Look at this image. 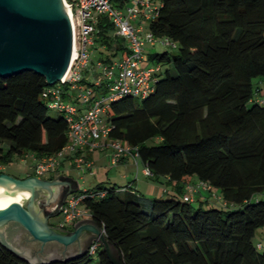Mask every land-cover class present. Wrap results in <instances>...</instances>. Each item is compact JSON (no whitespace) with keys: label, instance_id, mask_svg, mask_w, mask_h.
<instances>
[{"label":"trees","instance_id":"16d2710c","mask_svg":"<svg viewBox=\"0 0 264 264\" xmlns=\"http://www.w3.org/2000/svg\"><path fill=\"white\" fill-rule=\"evenodd\" d=\"M112 1L123 7L129 0ZM97 28L86 87L103 73L98 62L127 52L109 17L100 16ZM149 32L177 50L149 55L158 69L144 96L110 100L108 137L137 152L147 177L165 178L172 189L151 197L130 183L105 181L75 193L121 264H264L254 241L264 227V98L253 83L264 78V0H160ZM109 81L102 77L95 90L105 93ZM59 84L34 71L0 77V165L65 148L69 123L49 93ZM62 88L70 99L73 92ZM191 177V186L209 185L211 200L185 199ZM0 264L32 263L0 244ZM48 264L113 263L98 243L93 252Z\"/></svg>","mask_w":264,"mask_h":264},{"label":"built area","instance_id":"2783aa9c","mask_svg":"<svg viewBox=\"0 0 264 264\" xmlns=\"http://www.w3.org/2000/svg\"><path fill=\"white\" fill-rule=\"evenodd\" d=\"M63 2L73 29L72 57L60 84L52 87L49 93L53 96L51 106L58 107L66 115L69 123V142L58 154L36 160L35 174L37 176H44L56 171L65 150L71 151L74 164L80 171L85 172L90 168L92 163L81 150L93 151L103 146L104 139H109L111 128L101 114L109 110L110 100L123 93L131 94L134 97L144 96L151 87L153 72L158 69L157 66L144 65L148 61L144 51L145 43L154 44L156 38L150 32L146 38H143L142 26L133 21L143 7L150 8L151 0H133V3L128 5L125 10L116 6L112 0H63ZM153 13L154 10L146 16L150 19ZM102 15L110 18L116 34L124 38L127 52L112 63L98 62V66L103 70L102 75L95 79L93 89L86 86L84 88L82 79L86 78V72L91 70V47L95 43L98 21ZM162 43L175 46L167 39L162 40ZM102 77H107L110 80L105 93L95 90L96 86L100 85ZM63 85H67L71 93L77 92L78 101L72 99L73 93L68 100L62 96ZM109 147L112 151L110 156L112 162L129 153L134 154L136 158L138 157L137 152H132L129 146L120 141L109 139ZM143 172L146 176L151 175L150 170L146 167H144ZM198 187L208 189L209 185L201 182L199 186H188L189 194L185 196V199L192 200V194ZM82 199L83 196L80 194H69L62 207L64 222L74 221L83 214L90 215L88 209L82 208ZM97 244L98 242L91 244L90 250L92 252Z\"/></svg>","mask_w":264,"mask_h":264},{"label":"water","instance_id":"95a60500","mask_svg":"<svg viewBox=\"0 0 264 264\" xmlns=\"http://www.w3.org/2000/svg\"><path fill=\"white\" fill-rule=\"evenodd\" d=\"M73 50V29L63 0H0V77L23 71H34L44 76L49 84L62 79L70 65ZM14 183L13 185H8ZM53 180L36 176L17 178L0 173V188L11 189L13 201L0 208V229L15 222L29 232L32 239L40 242V250L51 241L64 246L79 241L84 228L94 231L98 237L90 239L84 248L77 247L63 254L35 257L26 250H19L8 242L0 230V244L20 258L32 264H48L79 254H85L93 242L103 244L113 264H121L115 246L106 238L104 229L93 219L91 223L75 225L73 231L65 234L53 233L48 217L41 218L35 208L36 187L46 188ZM78 190H71L68 194ZM30 193V195H29ZM64 202L61 203L63 206ZM60 213L57 212L58 215ZM81 246V245H80Z\"/></svg>","mask_w":264,"mask_h":264},{"label":"crops","instance_id":"0c3cea01","mask_svg":"<svg viewBox=\"0 0 264 264\" xmlns=\"http://www.w3.org/2000/svg\"><path fill=\"white\" fill-rule=\"evenodd\" d=\"M131 4H132V2H130V0H129L124 4L123 7H120V8L125 10V8ZM159 4H160V0H151L150 8L143 7L141 9L140 13L138 14L137 18H135L133 20L135 24L142 26V33L141 34L143 37H146L147 36L146 33H149V29L145 33V25H144V23H149V18L147 16L150 15V13H152V10H154L156 8V6H158ZM154 44L149 43V42L145 43L144 51H145V54L147 55V58H149V55L154 52L153 50L150 51V49H148V47L154 46ZM147 62H149V59ZM92 77H89V79L93 80ZM102 144H103L102 147H99L93 151H87L86 149L81 150V152L86 156V158L89 159L92 163L91 168L85 172L80 171L75 166L74 160H73V155H72L71 151L65 150L63 155L60 158V164H59V167L57 168L56 171L50 172L44 176H36L35 175L36 177H38L40 179H46V180H53L54 181V183H52L51 185H47L46 188H43L46 196H45V199L44 200L42 199V201L38 204L40 206V208L42 209V210H40L41 218L46 219L48 217V224L53 226L52 227L53 233L65 234L66 232L63 231V229L66 231H73L75 229V225L80 226V225L85 224V223L92 224L90 221L91 217L88 214H83L80 217H78L77 219H75L74 221L67 222V223L64 222V218L62 215V207L64 206L65 201H66L67 197L69 196V194L66 197H65V195L71 190L81 189L80 181L69 173V170H67L68 167L71 168L70 172H73L74 170L81 172L80 178H83V182H85V184H88L87 186H84L85 188H92L95 185H97L99 182L110 181V182H115L119 185H126V184L130 183L135 187L144 188L145 191L148 190L146 193H150L149 191H153V190L155 192L157 189H159L158 185L150 184L149 182H147L146 180L143 179V178L147 177L143 172V169L145 166L143 165V163L140 160L136 159L134 154L129 153L127 155L118 157L115 162H112L110 160V156H111L112 151L110 150V147H109V139L108 140L104 139ZM26 156L27 157H30V156L33 157L31 154H28ZM63 158H66V160L68 159L67 162H65L63 160ZM34 160L36 162L35 158H34ZM68 163H69V165H68ZM3 167H4V165H0V170H2ZM140 172H141V175L139 177ZM87 174H89L91 176V179H89V181L86 178ZM52 175H53V178H49ZM147 179H150V178L147 177ZM160 180H163V182L165 184H167L165 178H161ZM196 182H197V179L195 177H191L187 181V184L190 185V184H194ZM120 183H122V184H120ZM187 184L184 186L185 194L187 192ZM167 185L170 186L169 184H167ZM166 189L170 190L169 188H166ZM166 189L164 188V192L162 194H159V195L156 194L155 196L163 195L165 193ZM146 195H148V194H146ZM210 195H211V193H210L209 189H204V188L198 187V189L193 193L192 196L196 200L205 201V200H209V199L211 200ZM62 202H64L63 206H61ZM82 208L85 210L87 209V207L84 205H82ZM59 211H60V213L58 215L61 216V220H59L58 222L57 221L55 222L54 219H55V217L58 216L56 213ZM11 223H15V222H11ZM259 232H260L259 233L260 239L256 243L257 244L261 243V245L263 247V242H261V240L264 241V228H263V230H260ZM257 233H258V231H257ZM255 236H257V235H255ZM96 237H98V235L94 231L87 229V228H84L81 232L79 241H75L73 243H70L69 246H67V247L64 246L63 244H61L60 242L54 240V241L50 242L49 248L45 247L43 250H40V248H38V247L33 248L31 246H23V250H26L29 254H31L35 257H43L46 255H53V254L60 255L66 251L74 250L77 247L84 248L90 239H92V238L95 239ZM15 238H17V239L21 238L24 242V238L19 236V235L15 234ZM23 242L21 244H23Z\"/></svg>","mask_w":264,"mask_h":264},{"label":"rangeland","instance_id":"374dc122","mask_svg":"<svg viewBox=\"0 0 264 264\" xmlns=\"http://www.w3.org/2000/svg\"><path fill=\"white\" fill-rule=\"evenodd\" d=\"M130 2L133 3V0H130ZM144 25H145V33H146V31L149 29V23H144ZM146 34H148V33H146ZM143 38H146V37H143ZM148 49H150V51L153 50L154 52L155 51L156 52H162L164 50H168L170 52H176V50H177L176 48H174L172 46H168V45L163 44L162 41H160L159 39H156L154 46H150V47H148ZM146 64H149V65L151 64L152 66H157L158 65L156 62H152L151 60H149V62H147V63H144V65H146ZM165 67L166 66H164L163 69H165ZM253 83H254L255 86L259 87V91L257 92V97L264 98V78H254L253 79ZM85 86L86 85H84V88H85ZM87 87L90 88V89H93V86H89L88 85ZM73 94H74L73 98L75 99L78 94H76L75 92H73ZM51 114H56V112L55 111H51ZM101 115L103 116L104 121L108 123L109 110H107L106 112H103ZM63 160L65 162H67L68 159L66 160V158H63ZM68 165H69V163H68ZM34 170H35V160L31 156L30 157H27V156H25V157L15 156L14 159L11 162H9L7 165H4V167L2 169V171L4 173L13 175L15 177H20L21 179L26 178L29 174L33 173ZM67 170H69V173L80 181L81 189H84L85 188L84 186L88 185V184H85V182H83V178H80V175H81L80 173L81 172H78L77 170H74L73 172H70L71 171L70 167H68ZM140 175H141V172L139 173V177H140ZM86 178L89 181V179H91V176L89 174H87ZM143 179L146 180L147 182H149L150 184L158 185L159 189H157L155 192H154V190L153 191H149L150 193H146L148 190L145 191V189L142 188V187H137L138 188V192L143 193V194H148L151 197H154L156 194H158V195L162 194L164 192V188L165 189L169 188L170 190L172 189L171 186H168L164 182H161L163 180L158 182V181H154V180H151V179H147V177L143 178ZM120 184H122V183H120ZM214 192L218 194L219 190L217 188H215ZM4 193L8 194V195H13V192H12L11 189H6V191H4ZM29 195H30V193H29ZM45 196H46V194H45L44 190L37 186L36 187L34 208L38 212L40 210H42L38 204L42 201V199L43 200L45 199ZM218 201L221 202L220 199H218ZM193 206L196 207V204L194 203ZM59 220H61V216L60 215H58L54 219L55 222L56 221L58 222ZM7 225H9V224H7ZM263 228L264 227L258 229V233L256 234L257 236H255V239H254L255 242H257L260 239L259 238L260 237V234H259L260 232L259 231L263 230ZM0 230L4 231L5 235H7L5 237V239L8 242H10L13 246H15L17 249L23 250V246H26L25 244L24 245L21 244L23 242V240L21 238L20 239L15 238V234L16 233L12 232V231H9L7 229V226H5V228H1ZM261 242H263V247H262L261 251L264 252V241L261 240ZM95 261H96V258H95Z\"/></svg>","mask_w":264,"mask_h":264},{"label":"flooded vegetation","instance_id":"af4514ba","mask_svg":"<svg viewBox=\"0 0 264 264\" xmlns=\"http://www.w3.org/2000/svg\"><path fill=\"white\" fill-rule=\"evenodd\" d=\"M7 229L9 231L15 232L16 235L23 237L24 238L23 244H25L26 246H31L33 248H36V247L39 248L40 247V242L32 239L31 236L29 235L28 231L25 230L23 227H21L19 224L9 223V225H7ZM49 244H50V242L46 244V248L50 247Z\"/></svg>","mask_w":264,"mask_h":264},{"label":"bare ground","instance_id":"6f19581e","mask_svg":"<svg viewBox=\"0 0 264 264\" xmlns=\"http://www.w3.org/2000/svg\"><path fill=\"white\" fill-rule=\"evenodd\" d=\"M8 185H13L15 187L14 183H10ZM4 191H6V189L0 188V208L6 207L9 203L13 201V195L5 194Z\"/></svg>","mask_w":264,"mask_h":264}]
</instances>
